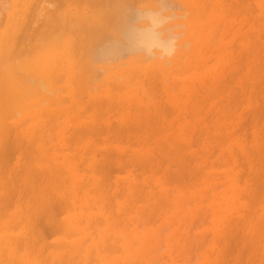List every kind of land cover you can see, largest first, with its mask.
<instances>
[{
    "label": "bare ground",
    "instance_id": "bare-ground-1",
    "mask_svg": "<svg viewBox=\"0 0 264 264\" xmlns=\"http://www.w3.org/2000/svg\"><path fill=\"white\" fill-rule=\"evenodd\" d=\"M177 3L99 76L100 0H0V264H161L165 209L173 264H264V0Z\"/></svg>",
    "mask_w": 264,
    "mask_h": 264
},
{
    "label": "clouds",
    "instance_id": "clouds-1",
    "mask_svg": "<svg viewBox=\"0 0 264 264\" xmlns=\"http://www.w3.org/2000/svg\"><path fill=\"white\" fill-rule=\"evenodd\" d=\"M188 13L177 0H100L97 18L104 38L91 61L99 76L129 58L170 64L184 39Z\"/></svg>",
    "mask_w": 264,
    "mask_h": 264
},
{
    "label": "rangeland",
    "instance_id": "rangeland-1",
    "mask_svg": "<svg viewBox=\"0 0 264 264\" xmlns=\"http://www.w3.org/2000/svg\"><path fill=\"white\" fill-rule=\"evenodd\" d=\"M191 59V58H190ZM166 211H164L165 213V216H163V219H158L155 223L153 222V227H157V229L159 230L160 233V236L159 238L156 240V243H155V247H154V251H156L155 254L161 256V264H173V259H172V256H171V248H172V245H173V241L170 239V233H171V230H170V226H171V223L172 221L174 220H170L172 218V215H173V211L170 210V209H165ZM169 210V211H168ZM155 220V219H154ZM170 221V222H169ZM163 223V224H162ZM156 224V225H155ZM162 224V225H161ZM166 225V226H165ZM150 226H152L150 224ZM164 227H167V229L169 228V230H166L164 231ZM172 229V228H171ZM161 230H163L164 232H162L161 234ZM165 235V236H164ZM135 242V241H134ZM132 241V244H133V247L136 249V247L139 248V243ZM162 242V243H161ZM166 242V244H165ZM137 243V244H136ZM90 244L92 243H87L86 246H90ZM159 244H162V245H159ZM139 245V246H138ZM160 247V248H159ZM158 248V249H157ZM157 249V250H156ZM192 252V250H190ZM186 254H188L189 256H193V255H190L189 251H186L185 252ZM193 253V252H192ZM85 255V254H84ZM73 256V255H72ZM75 256V255H74ZM73 256V257H74ZM181 257V256H180ZM183 257H187L186 255H184ZM81 258V256H80ZM73 259V258H72ZM168 259V260H167ZM81 260V259H80ZM74 261V259L72 260ZM72 263V262H71ZM228 263V262H227ZM82 264L83 263V260H82ZM225 264V262H224Z\"/></svg>",
    "mask_w": 264,
    "mask_h": 264
}]
</instances>
